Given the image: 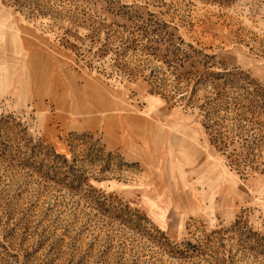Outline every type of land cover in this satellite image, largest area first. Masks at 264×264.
<instances>
[{"label": "rangeland", "instance_id": "obj_1", "mask_svg": "<svg viewBox=\"0 0 264 264\" xmlns=\"http://www.w3.org/2000/svg\"><path fill=\"white\" fill-rule=\"evenodd\" d=\"M0 264H264V0H0Z\"/></svg>", "mask_w": 264, "mask_h": 264}]
</instances>
